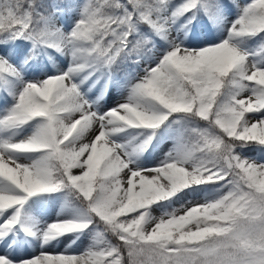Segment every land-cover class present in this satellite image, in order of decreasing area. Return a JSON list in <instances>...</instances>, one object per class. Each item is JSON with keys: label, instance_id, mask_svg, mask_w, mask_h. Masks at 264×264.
Masks as SVG:
<instances>
[{"label": "snow or ice", "instance_id": "snow-or-ice-1", "mask_svg": "<svg viewBox=\"0 0 264 264\" xmlns=\"http://www.w3.org/2000/svg\"><path fill=\"white\" fill-rule=\"evenodd\" d=\"M0 264H264V0H0Z\"/></svg>", "mask_w": 264, "mask_h": 264}]
</instances>
